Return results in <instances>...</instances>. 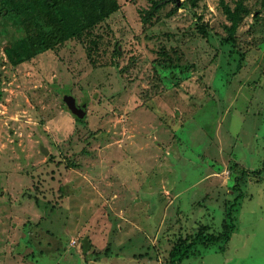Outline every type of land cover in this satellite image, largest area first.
Here are the masks:
<instances>
[{
	"label": "rangeland",
	"instance_id": "rangeland-1",
	"mask_svg": "<svg viewBox=\"0 0 264 264\" xmlns=\"http://www.w3.org/2000/svg\"><path fill=\"white\" fill-rule=\"evenodd\" d=\"M152 1L89 29L0 16V264H165L229 208V241L180 264H264V0H243L237 54L219 0H165L144 26ZM39 35L51 47L9 61Z\"/></svg>",
	"mask_w": 264,
	"mask_h": 264
},
{
	"label": "trees",
	"instance_id": "trees-1",
	"mask_svg": "<svg viewBox=\"0 0 264 264\" xmlns=\"http://www.w3.org/2000/svg\"><path fill=\"white\" fill-rule=\"evenodd\" d=\"M200 1L201 0H188L190 8H195ZM164 2L165 0L152 1L151 10L146 12L142 17V24L144 26L151 22V19L159 12ZM219 6L228 23L224 27L226 36L221 42L223 45L230 47L231 54H237L235 47L240 32L239 28L244 18L250 13L243 0L236 1L233 8H230L225 0H219ZM116 10V0H0L1 19L9 21L14 25L18 22H30L43 17L47 18L49 21L60 24L66 19L65 17H70L75 14L80 16L85 23L83 29H89L95 25L96 22L107 18ZM197 27L202 36L207 35L203 25ZM43 37V35H39L33 42H22L23 46L21 52L13 55L7 52L9 61L12 63L16 61L22 62L32 58L36 53L43 52L46 48L51 47L52 43L48 44V41L43 40ZM64 37L66 38L67 35H64ZM239 61L240 62L237 64L238 70L242 66V58L239 59ZM174 67L176 66H173V68ZM262 164V172H264V160ZM228 208L229 207H227V209ZM233 212H231V208L225 211L222 230L216 235L202 230L188 239H178L173 244L165 264H180L184 258L188 257L199 246L209 247L215 244H221V246L225 245L236 228V218ZM89 247V240L85 238V244L82 245V252L84 255L88 254L87 250Z\"/></svg>",
	"mask_w": 264,
	"mask_h": 264
},
{
	"label": "water",
	"instance_id": "water-1",
	"mask_svg": "<svg viewBox=\"0 0 264 264\" xmlns=\"http://www.w3.org/2000/svg\"><path fill=\"white\" fill-rule=\"evenodd\" d=\"M60 94L69 115L77 121H84L88 107L86 100L82 99V101L78 103L77 100L72 95H70L68 91H60ZM41 151L44 155H46L44 149H42Z\"/></svg>",
	"mask_w": 264,
	"mask_h": 264
}]
</instances>
